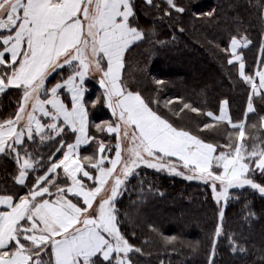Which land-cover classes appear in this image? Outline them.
<instances>
[{
    "label": "snow or ice",
    "instance_id": "snow-or-ice-1",
    "mask_svg": "<svg viewBox=\"0 0 264 264\" xmlns=\"http://www.w3.org/2000/svg\"><path fill=\"white\" fill-rule=\"evenodd\" d=\"M165 2L166 16L186 11L176 0ZM144 3L154 6V0ZM258 7L264 21V4ZM204 15L212 17L214 11ZM148 35L138 23L135 0H0V94L21 91L16 112L0 120V156L14 161L13 183L27 189L23 195L0 193V264H133L131 255L141 249L123 233L117 201L142 166L208 184L217 204L239 199L242 192L230 190L251 189L264 197V181L256 180V174L264 177V140L253 136L250 141L246 121H232L227 100L219 115L204 113L213 122L200 128L230 126L227 142L220 145L174 126L150 106L158 101L129 90L125 54ZM251 43L237 30L224 47L217 45L250 85L246 115L255 112L252 97L264 100V57L248 74L241 51ZM66 67L67 77L49 87V78ZM92 72L100 74L102 101L115 117L96 123L95 130L114 134V144L90 134L85 81ZM185 110L200 113L183 103L175 114ZM67 133L74 135L73 143L63 139ZM47 142L58 146L45 164L34 146ZM82 147L92 151L82 155ZM41 168L43 174L29 185L30 174ZM224 215L222 206L212 255ZM254 215L249 209L248 218ZM177 239L164 237L167 244ZM229 243L233 251L246 250L234 236ZM209 264H214L211 256Z\"/></svg>",
    "mask_w": 264,
    "mask_h": 264
},
{
    "label": "trees",
    "instance_id": "trees-1",
    "mask_svg": "<svg viewBox=\"0 0 264 264\" xmlns=\"http://www.w3.org/2000/svg\"><path fill=\"white\" fill-rule=\"evenodd\" d=\"M186 11H171L165 15V0H154L147 6L144 0H135L138 23L149 35L131 46L125 54L123 79L129 90L139 91L146 101H158L150 106L167 118L174 126L185 128L199 135L206 142L225 144V132L231 131L226 123L215 131H200L205 123L213 122L204 113L219 115L223 101L234 123L246 121V133L264 140V100L252 97L254 113L246 115L250 85L238 74V65H228L219 50L227 44L229 35L243 32L252 41L242 49L246 72L252 74L264 57V21L258 5L264 0H176ZM214 11L212 17L204 14ZM183 29V31H180ZM66 67L60 75L53 74L48 86L54 85L69 74ZM156 80L164 81L157 85ZM86 106L89 111L90 134L115 143L114 135L98 133L96 123L113 121L110 109L102 101L103 89L95 78L85 81ZM21 91L8 89L0 94V120L12 116L18 106ZM101 97L100 102L96 98ZM67 99V95L64 97ZM175 103L168 104V101ZM188 103L200 109L175 113ZM255 124L252 128L250 125ZM60 138L58 137L57 140ZM67 143L74 135L67 133ZM58 146L56 142L35 145L38 158L47 163L48 155ZM91 147H82L81 154H89ZM114 155V151L113 154ZM61 158V154H56ZM16 165L11 158L0 156V193L23 195L27 189L15 185L12 177ZM43 168L30 174L29 185ZM257 182L264 177L256 174ZM242 192L239 199L224 204L222 234L217 240L214 255L213 234L220 223L221 206L213 199L208 184L199 180L140 168L137 176L130 178L127 189L118 198L121 228L130 242L141 249L131 255L133 264H264V197L251 189L230 190ZM255 215L248 218V210ZM134 233V235H133ZM176 236L174 244H167L164 237ZM235 237L246 250L233 251L229 237Z\"/></svg>",
    "mask_w": 264,
    "mask_h": 264
},
{
    "label": "crops",
    "instance_id": "crops-1",
    "mask_svg": "<svg viewBox=\"0 0 264 264\" xmlns=\"http://www.w3.org/2000/svg\"><path fill=\"white\" fill-rule=\"evenodd\" d=\"M99 77H100V74L99 73H95V72H92V74H89V76L86 78V79H88V78H95L96 80H97V82L99 83ZM248 104V103H247ZM111 111V110H110ZM246 111H247V108H246ZM114 120H115V117H114ZM114 135V134H113ZM74 139H75V137H74ZM73 142H74V140H73ZM73 142H71V143H73ZM114 156V155H113ZM174 162H176V163H179L178 161H176V158H171Z\"/></svg>",
    "mask_w": 264,
    "mask_h": 264
},
{
    "label": "rangeland",
    "instance_id": "rangeland-1",
    "mask_svg": "<svg viewBox=\"0 0 264 264\" xmlns=\"http://www.w3.org/2000/svg\"><path fill=\"white\" fill-rule=\"evenodd\" d=\"M90 74H92V73H90ZM125 146H127V145H125ZM140 168H143V166L142 167H140ZM140 168H138V169H136V172L140 169ZM145 168V167H144ZM182 171H184L183 169H181ZM162 172H164V173H167V174H169L167 171H162ZM180 177H182V176H180ZM184 178V177H183ZM120 197V196H119ZM118 197V198H119ZM74 199V202H75V198H73ZM219 206H223L224 207V202H221L220 204H218Z\"/></svg>",
    "mask_w": 264,
    "mask_h": 264
}]
</instances>
